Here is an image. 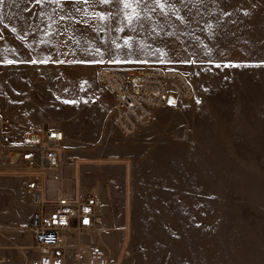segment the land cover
Wrapping results in <instances>:
<instances>
[{"label": "rangeland", "instance_id": "obj_1", "mask_svg": "<svg viewBox=\"0 0 264 264\" xmlns=\"http://www.w3.org/2000/svg\"><path fill=\"white\" fill-rule=\"evenodd\" d=\"M128 2L2 0L0 116L14 136L65 128L115 264H264V0ZM147 69L193 96L174 84L124 136L97 75ZM35 203L0 177V264H30Z\"/></svg>", "mask_w": 264, "mask_h": 264}, {"label": "built area", "instance_id": "obj_2", "mask_svg": "<svg viewBox=\"0 0 264 264\" xmlns=\"http://www.w3.org/2000/svg\"><path fill=\"white\" fill-rule=\"evenodd\" d=\"M97 80L113 99V119L124 136L153 121L174 84L184 99L193 96L192 87L173 71L147 69L133 76L100 71ZM28 134L39 140L27 143L12 136L0 119V177L16 176L24 193L36 198L28 228L30 264H115L103 240L108 228L101 202L81 189L75 169L66 160V132L47 127Z\"/></svg>", "mask_w": 264, "mask_h": 264}, {"label": "snow or ice", "instance_id": "obj_3", "mask_svg": "<svg viewBox=\"0 0 264 264\" xmlns=\"http://www.w3.org/2000/svg\"><path fill=\"white\" fill-rule=\"evenodd\" d=\"M0 2H2V0H0ZM102 3H107L108 0H101ZM136 3H139V0H135ZM155 3L161 8V10L164 9V7L166 6L165 3H161L160 0H155ZM124 6L125 8L130 7V3L128 2V0H124ZM134 11V10H133ZM103 18V17H101ZM129 19H132L131 16H129ZM11 63V61H9ZM33 63H35V61H33ZM219 66V65H217Z\"/></svg>", "mask_w": 264, "mask_h": 264}, {"label": "crops", "instance_id": "obj_4", "mask_svg": "<svg viewBox=\"0 0 264 264\" xmlns=\"http://www.w3.org/2000/svg\"><path fill=\"white\" fill-rule=\"evenodd\" d=\"M0 119L4 122V124H5V127H6V129H7V131L9 132V133H11V134H13V133H15L16 134V132H14V130H12L9 126H8V123L0 116ZM9 122V121H8ZM20 125H16L15 127L16 128H18ZM52 128V127H51ZM19 129V128H18ZM63 129V128H62ZM63 130H65V128L63 129ZM24 131H26V130H24ZM28 132L29 131H27L26 133H24L23 134V132H22V134L20 133V136L22 137V138H24L27 134H28ZM12 136H14V135H12ZM16 136V138H18V139H20V136L19 135H15ZM14 136V137H15Z\"/></svg>", "mask_w": 264, "mask_h": 264}, {"label": "bare ground", "instance_id": "obj_5", "mask_svg": "<svg viewBox=\"0 0 264 264\" xmlns=\"http://www.w3.org/2000/svg\"><path fill=\"white\" fill-rule=\"evenodd\" d=\"M76 174H77V178H78V182H79V186H80V181H79V172H78V169L76 170Z\"/></svg>", "mask_w": 264, "mask_h": 264}]
</instances>
